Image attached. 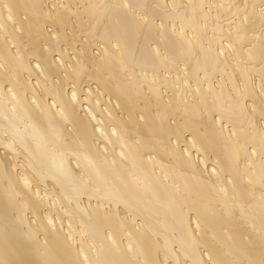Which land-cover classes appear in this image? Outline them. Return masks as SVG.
<instances>
[{
	"label": "bare ground",
	"instance_id": "bare-ground-1",
	"mask_svg": "<svg viewBox=\"0 0 264 264\" xmlns=\"http://www.w3.org/2000/svg\"><path fill=\"white\" fill-rule=\"evenodd\" d=\"M0 264H264V0H0Z\"/></svg>",
	"mask_w": 264,
	"mask_h": 264
}]
</instances>
